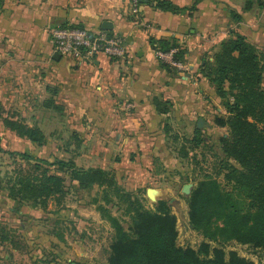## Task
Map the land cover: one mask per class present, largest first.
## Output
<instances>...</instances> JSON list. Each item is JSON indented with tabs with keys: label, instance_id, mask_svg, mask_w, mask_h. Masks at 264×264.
Returning <instances> with one entry per match:
<instances>
[{
	"label": "rangeland",
	"instance_id": "374dc122",
	"mask_svg": "<svg viewBox=\"0 0 264 264\" xmlns=\"http://www.w3.org/2000/svg\"><path fill=\"white\" fill-rule=\"evenodd\" d=\"M216 2L215 26L208 30L206 26L201 34V45L211 55L202 65L209 62L213 69L222 42L236 37L237 33H247L244 34L247 39L264 55V6L261 0ZM196 3L180 6L181 11L196 10ZM249 3L252 4L248 8ZM226 101L216 94L209 112L199 115L203 119L201 124L196 117L185 127L167 126L168 136L146 139L145 142L134 138L119 140L115 135L103 136L100 130L103 119L99 114H90L88 107L80 116L82 119L48 122L33 120V107L3 106L0 101V264H110L116 230L106 216L108 212L132 233V218L127 214L126 204L118 203L112 193L111 201H107L101 186L80 188L68 171L48 164L60 159L74 160L81 167L112 170L121 186L132 192L133 198L139 197L147 209L156 210L159 202L165 201L177 218L178 245L198 250L208 242L212 249H224L227 258L230 251H236L256 264H264L262 247L237 240H210L190 224L189 200L198 182L211 175L223 188L230 189L224 176L226 166L240 167L221 148L220 138L228 129L218 125L216 119L228 116ZM94 110L98 111V108ZM14 124L37 127L42 132L41 140L29 139L18 132ZM197 128L201 130L203 140L199 146L193 142ZM176 132L178 136H172ZM21 153H27L33 159L28 161ZM35 163L48 173L64 178L66 194L60 204L50 199L46 208L33 207L30 202L9 195V175L18 170H30ZM148 189H152L153 197L148 194Z\"/></svg>",
	"mask_w": 264,
	"mask_h": 264
},
{
	"label": "crops",
	"instance_id": "0c3cea01",
	"mask_svg": "<svg viewBox=\"0 0 264 264\" xmlns=\"http://www.w3.org/2000/svg\"><path fill=\"white\" fill-rule=\"evenodd\" d=\"M171 1L178 6L197 2L196 10L174 12L143 0L142 12L133 15L127 0H0L1 105L33 107L31 118L48 122L82 119L88 107L103 119V136L119 140L145 142L168 136L167 126L190 124L209 112L216 98L202 71L211 55L201 45V34L215 26L217 2ZM104 21L113 28L104 30ZM62 26L120 35L126 55H99L92 63L57 59L50 31ZM171 38L186 49L183 69L156 56V44ZM160 102L164 112L157 108Z\"/></svg>",
	"mask_w": 264,
	"mask_h": 264
},
{
	"label": "trees",
	"instance_id": "16d2710c",
	"mask_svg": "<svg viewBox=\"0 0 264 264\" xmlns=\"http://www.w3.org/2000/svg\"><path fill=\"white\" fill-rule=\"evenodd\" d=\"M148 1L157 8L174 12L182 9L171 0ZM261 4L264 6V0ZM177 41L160 40L156 46L163 50L177 47L176 57L181 60L184 48ZM202 71L214 85L216 94L227 99L228 116L218 117L216 122L228 129L220 138L223 152L240 167L226 166L224 176L230 189L223 188L211 175L198 182L189 200L190 224L210 240H237L264 249V55L244 34L237 33L222 42L214 68L205 62ZM159 104L158 110L164 112L166 108ZM14 128L33 141L41 140L42 132L37 127L14 124ZM193 142L195 146L203 142L198 128ZM21 155L28 161L33 159L27 153ZM48 164L68 171L80 188L101 186L107 201H111L112 193L118 203L126 204L127 214L132 218V233L124 229L117 217L106 213L116 230L110 264H256L236 251H230L227 258L224 249H212L208 242L198 250L178 245L177 218L168 204L160 201L156 210L147 209L139 197L133 198V193L121 186L112 170L81 167L74 160L64 159ZM32 166L30 170L9 175V195L30 202L33 207L46 208L50 199L60 204L66 194L64 178L48 173L39 163ZM100 208L105 210L102 205Z\"/></svg>",
	"mask_w": 264,
	"mask_h": 264
},
{
	"label": "built area",
	"instance_id": "2783aa9c",
	"mask_svg": "<svg viewBox=\"0 0 264 264\" xmlns=\"http://www.w3.org/2000/svg\"><path fill=\"white\" fill-rule=\"evenodd\" d=\"M127 1L133 15H139L142 12V0ZM50 37L55 50L61 56L82 62H92L99 55L119 58L125 56L127 51L124 37L109 34L106 31L93 32L84 27L62 26L53 28L50 31ZM177 52V47L155 51L162 62L183 69L182 61L176 57Z\"/></svg>",
	"mask_w": 264,
	"mask_h": 264
},
{
	"label": "water",
	"instance_id": "95a60500",
	"mask_svg": "<svg viewBox=\"0 0 264 264\" xmlns=\"http://www.w3.org/2000/svg\"><path fill=\"white\" fill-rule=\"evenodd\" d=\"M113 28V24L110 22V21H104L103 23V29L104 30H111ZM60 53H56V58L59 59L60 58ZM203 122V119H200V124ZM152 189H148V194L153 197V194H152Z\"/></svg>",
	"mask_w": 264,
	"mask_h": 264
}]
</instances>
